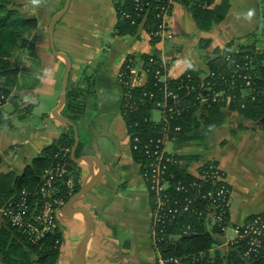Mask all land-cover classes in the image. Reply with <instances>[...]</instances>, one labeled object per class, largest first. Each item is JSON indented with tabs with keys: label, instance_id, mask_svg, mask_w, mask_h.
<instances>
[{
	"label": "crops",
	"instance_id": "0c3cea01",
	"mask_svg": "<svg viewBox=\"0 0 264 264\" xmlns=\"http://www.w3.org/2000/svg\"><path fill=\"white\" fill-rule=\"evenodd\" d=\"M40 1L44 11L36 18L43 28L49 14L56 12L53 8L58 0ZM223 1H206L204 7L213 9ZM227 1L230 8L224 19L207 30L199 27L188 4L176 1L168 17L172 37L160 36L157 41L145 24L133 34H119L115 0H72L59 19L55 46L72 60L67 103L59 112L66 117L73 115L71 120L78 127L77 157L93 156L97 168H103L98 184L72 207L86 208L96 221L87 264H155L157 257L150 193L124 119L126 92L118 80L119 72L131 64L135 70L132 86L143 87L149 80L145 56L156 54L167 78L177 79L191 67L205 78L209 62L224 53L230 42L233 47L246 46L245 40H254L264 32V0ZM37 40L36 55L26 66H15L19 82L10 90V103L0 112V175L14 172L21 176L63 133H74L52 114L62 97L66 61L52 52L45 28ZM70 100L75 111L68 108ZM206 107L200 104L197 113L204 137L183 147L169 144V149L176 155L196 156L188 165L192 173L205 162L221 167L231 189L230 222L242 225L250 217L264 214L263 121L250 119L227 105L222 108L223 123L209 126L203 123ZM154 117L159 119V114ZM74 164L80 189L93 178L92 171L85 163ZM85 228L82 216L66 218L60 213L58 229L62 234L68 230L83 236ZM232 235L231 231L226 237ZM226 237L219 239L220 244ZM72 244L64 247V264H73ZM220 250L228 256L226 247Z\"/></svg>",
	"mask_w": 264,
	"mask_h": 264
},
{
	"label": "trees",
	"instance_id": "16d2710c",
	"mask_svg": "<svg viewBox=\"0 0 264 264\" xmlns=\"http://www.w3.org/2000/svg\"><path fill=\"white\" fill-rule=\"evenodd\" d=\"M115 1L118 15V33L125 35L137 32L142 22L143 15H135L133 0ZM177 1L188 4L199 27L203 30H207L214 23L222 21L230 8V4L227 0H224L219 6L213 9L204 7V3H212L213 0H204V3L202 1L194 2L193 0ZM9 5L10 0H0V74L5 78L3 85L8 91L16 87L20 77L19 70L12 66L9 60V56L12 55V50L14 49L15 38L20 37L22 33L28 31L30 27L35 28L37 26L36 18H17V13L11 10ZM122 12L132 13L136 22L130 19L122 20ZM145 25L152 33L157 30V20L154 10L147 14ZM259 39L260 37H257L251 46H242L241 44L240 48H234L233 42H230L224 53L219 54L218 57L209 62V76L207 75V80H211L214 85V90L225 89L235 94L236 97H239V88L235 90L229 88L231 87V77L234 75L235 66L236 64L247 66L248 60L246 57L250 56L254 58L253 61H257L259 66L240 73L242 75L249 73L254 77V82L256 83L255 99L252 100L251 98H247L244 101H239V103L233 102L231 104L233 109L239 110L244 116L253 120H261L264 117V48H261L258 53L255 48L258 46L257 43ZM153 40L157 41L158 38L154 37ZM249 49L253 50L248 51ZM31 50V56L36 55V48H31ZM255 53L256 61L254 56ZM227 55L230 56L229 59ZM151 58H154L155 61H150ZM145 63L149 75L147 84L143 87L130 88L128 90V96L123 100V114L128 132L133 138L138 136L142 142L151 138L157 139L163 137V124L156 123L152 120V117L155 111L154 109L156 108L155 103L162 97V93L166 86L155 75L156 70L161 69L157 55L145 56ZM210 74H215V76L210 77ZM238 74L239 73L236 75ZM168 80L166 87L178 94L180 102L177 106L181 110L180 114L176 115L171 120L172 127L180 126L181 130L172 133L171 137H176L173 142L174 145L183 147V145H189L194 140H200L204 137L200 132L201 122L197 117V113L199 111L198 93L203 80L206 79L202 78L200 70L191 67L181 77L177 79L169 78ZM237 85V87L240 88L244 86V81L241 77L237 79ZM151 92L154 93V97L146 95ZM75 96V94H72V97ZM243 102L245 106L241 107V103ZM128 103H135L133 109L125 106ZM225 106L226 102H210L206 107L207 114L203 116V123L214 127L220 126L224 121L222 108ZM68 108L71 109V111H75V107L71 104V100L68 102ZM65 113L67 112L65 111ZM68 117L71 119L73 115L70 114ZM261 125L264 128V121ZM74 143L75 136L72 131L63 133L59 139L55 140L44 149V155L34 160L21 176L14 172L1 174L0 200L6 201L12 197L19 196L18 194L23 190H35L40 184L45 170L57 162L55 154L62 147H70L72 149ZM133 154L138 162H144L141 152L133 151ZM194 157L174 155L173 158L177 163L170 166L168 175L174 174L173 181H181L185 185L198 183L201 185L202 193H205L210 188H213V186L210 182L197 179L189 172L188 165ZM70 163L72 167L75 165L72 158H70ZM78 190L79 187L76 184L75 192ZM65 193H67V191H65ZM149 193L153 210L154 202L151 199L153 192L149 190ZM197 193L198 191L196 189H191L189 195L194 196ZM72 196H69L67 201H69ZM178 196L181 195L179 194ZM205 203V200H199L196 203V209L200 211L204 210L206 206ZM252 218L253 217H250L249 219ZM189 224L197 228V234H183V226ZM166 229L167 233H160V231L153 229L155 248L159 250L162 255L175 256L189 260L204 252L206 253L204 262L211 260L212 254L214 264L225 263L226 257L221 253L220 249H216L214 253L210 252V250L220 242V240H218L220 236L218 230L216 228L209 229L206 220L199 218L197 214H183L173 223H169ZM172 235H176V237L172 238ZM62 240V233L57 228L41 245H34L28 241L24 234L0 222V256L2 264H46L50 259L55 262L60 255L63 243ZM228 252L230 264H264L263 254L256 259H245L242 256V249L238 250V252Z\"/></svg>",
	"mask_w": 264,
	"mask_h": 264
},
{
	"label": "built area",
	"instance_id": "2783aa9c",
	"mask_svg": "<svg viewBox=\"0 0 264 264\" xmlns=\"http://www.w3.org/2000/svg\"><path fill=\"white\" fill-rule=\"evenodd\" d=\"M177 0H133L135 15H143L141 24H145L147 14L152 10L155 11L157 20V30L150 32L154 37L171 38L168 30V17L173 4ZM122 20H134V15L130 12H122ZM229 59L230 56L227 55ZM247 66L236 64L234 75L231 77V90L239 88V97L228 92L225 89L214 90L211 80L206 76L198 93V102L208 105L210 102H236L244 101L247 98L255 99L254 77L249 73L242 75L240 72L251 70L254 67L253 59L249 56ZM150 61H155L151 58ZM161 65V64H160ZM135 70L131 64L121 70L118 74V80L125 89V97L128 96V90L132 87L131 75ZM146 72L148 70L146 68ZM239 73L238 75H236ZM156 77L166 86L168 84L167 74L162 68L156 70ZM214 77L215 74H210ZM242 78L243 87H237V79ZM5 78L0 74V110L5 107L12 99V93L3 85ZM165 86L160 100L156 101V108L153 112L152 120L156 123L163 124V137L151 138L145 142L135 136H131L133 151L141 152L144 162L142 164V174L147 183L150 192H153L152 200L153 209V229L160 233H167L166 227L173 223L178 217L186 213H194L201 219H205L209 229L216 228L220 234L219 237H226L229 231H232V237H226L224 243L220 242L215 245L210 252L214 253L216 249L225 248L228 251L242 249V256L245 259H256L264 255V214L253 216L242 225H232L229 218L230 194L231 189L225 181V173L214 162H205L198 171L192 173L199 180L210 182L213 188L202 193L201 185L191 183L185 185L181 181L174 182V174L168 175L170 166L176 164L173 158L175 155L169 150V144H172L176 137H171L174 132L181 130L180 126L172 127V119L180 114L181 110L177 106L180 102L178 94L169 90ZM149 97H154V93H147ZM124 97V98H125ZM124 100V99H123ZM126 107L133 109L135 103H128ZM245 103H241L244 107ZM159 114V119H155L154 114ZM70 147H62L55 154L57 162L48 167L38 187L33 190H23L19 196L12 197L6 201L0 200V222L16 229L26 236L28 241L34 245H41L49 235L53 234L58 228V217L60 211L68 202L69 196L75 194L76 174L72 171L70 163ZM145 168V169H144ZM189 170V169H188ZM191 189L198 191L194 196H190ZM64 190V193H63ZM67 191V193H65ZM181 196H178V195ZM199 200H205L204 210L196 209V203ZM197 228L192 225L183 226V234L195 235ZM176 235H172L175 238ZM219 239V238H218ZM219 245V246H218ZM155 264H214V260L204 262L205 254L200 253L198 256L189 260L175 256H164L157 250Z\"/></svg>",
	"mask_w": 264,
	"mask_h": 264
},
{
	"label": "water",
	"instance_id": "95a60500",
	"mask_svg": "<svg viewBox=\"0 0 264 264\" xmlns=\"http://www.w3.org/2000/svg\"><path fill=\"white\" fill-rule=\"evenodd\" d=\"M71 2L72 0H66L64 7L53 15L49 23V27H48L49 42H50V48L52 52L55 55L64 57L66 61L65 72L63 76V82H62V97L57 107L53 110L52 114L57 120L67 124L74 131L75 143L71 151L72 160L77 164L78 163L87 164L92 171L91 176H93V178L88 183L83 184V186H81V188L77 192H75V194L69 199V201L65 204V206H63V208L60 211L61 215H63L66 218H74L76 216L83 217L85 224H86V228H85V232L80 242L78 243L76 247V250L73 256V264H87V249H88V245L90 243L91 237L94 234L95 229H96V221L93 218L90 211L87 210L86 208H72V207L75 205V203H77L83 197H85L98 184L101 178V175H102L103 168L101 166L97 168L96 158L93 156L83 155V156L77 157V151H78V147L80 144V136L78 132V127L74 121H72L70 118L62 115L59 112V110H61L67 103V94H68L67 90H68V85H69L70 73L72 69V60L70 56L68 55V53L56 49L54 33H55L56 25L58 24V21L60 19V16H62L64 13L68 11L71 5ZM225 264H230L228 256H226Z\"/></svg>",
	"mask_w": 264,
	"mask_h": 264
},
{
	"label": "rangeland",
	"instance_id": "374dc122",
	"mask_svg": "<svg viewBox=\"0 0 264 264\" xmlns=\"http://www.w3.org/2000/svg\"><path fill=\"white\" fill-rule=\"evenodd\" d=\"M52 2L53 1L51 0V3ZM65 2H66V0H58L57 6H55L53 8V10L55 9L56 12L60 11L64 7ZM9 8L11 10L15 11L17 13L16 14L17 18H20V19H33L36 17L39 18L42 16L41 13H43V11H44L43 4H41L40 0H10ZM56 12L49 14V16H48L49 18H48L47 23L43 24V28H45V31H48V27H49V23L51 21V18L53 17V14H55ZM4 14H5V12H4ZM64 15H65V13L62 16H60V19L63 18ZM39 23H41V22L39 19H37V26L35 28L29 26L30 29L28 31H24L20 37L15 38V43L13 46L14 49L12 50V55L9 56V60H10L12 66L24 67L27 65L26 64L27 62H30V59H31V52L30 51H32L31 48H37L38 47L37 46L38 45L37 38L39 37V34L43 29L42 26L39 28ZM140 26L141 25H139V27ZM254 40L251 38L249 40H245L246 43L245 42L244 43L246 44V46H251L254 43ZM240 45L241 44L235 45L234 48H240ZM257 45L258 46H256L255 48H256V51L258 53V51H260L261 48H264V32L263 31H261V33H260V39H259V42L257 43ZM49 46H50V42H49ZM251 50H253V49H249L248 51H251ZM254 56H255V61H256V53L254 54ZM250 58L254 59L252 57H250ZM253 65H254V67L259 66L257 61L254 62ZM232 103L233 102L226 103V106L231 105ZM235 103H238V100ZM10 106H12V105H10ZM263 119H264V117L260 121H264ZM72 171L74 172V174H76L73 167H72ZM59 220H60V216L58 217V224H59ZM70 227H73V225H71ZM230 232L231 231H229V233ZM62 236H63V240H62L63 249L61 247L60 255L57 257V260L55 262H53L52 259H50L48 262H46V264H64V262H62V258L64 259L63 250H64V247H66L69 242L73 243L71 247H73L72 248L73 249L72 256H74L76 247H77L78 243L80 242L82 235H80L78 237V235H76V233H74V231L66 230L65 234L63 233ZM74 238H75V241H73ZM220 238L221 237H219V239Z\"/></svg>",
	"mask_w": 264,
	"mask_h": 264
}]
</instances>
